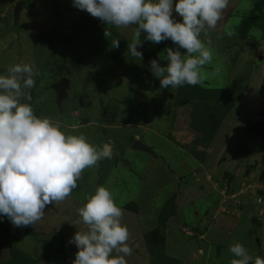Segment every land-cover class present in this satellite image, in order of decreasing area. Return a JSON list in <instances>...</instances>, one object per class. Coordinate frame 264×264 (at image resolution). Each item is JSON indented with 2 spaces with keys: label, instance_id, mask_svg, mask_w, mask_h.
<instances>
[{
  "label": "rangeland",
  "instance_id": "374dc122",
  "mask_svg": "<svg viewBox=\"0 0 264 264\" xmlns=\"http://www.w3.org/2000/svg\"><path fill=\"white\" fill-rule=\"evenodd\" d=\"M18 5L23 12L16 21ZM135 27L108 26L73 0H0V74L30 64L36 83L25 91L34 114L67 125L66 134L113 148L111 159L83 170L70 196L46 206L36 226L22 227L36 236L19 238L17 247L29 255L28 264H73L78 248L69 241L87 228L78 209L105 186L129 231L127 264H153L147 237L164 244V264H231L234 242L253 261L264 258V0H229L209 31L208 78L194 87L161 88L150 61L166 66L162 55L176 45L170 39L153 44L142 31L143 58L132 57ZM115 38L118 48L111 45ZM63 78L71 85L59 108L53 86ZM219 97L229 106L220 120L214 114L212 133L205 128L209 115L198 107ZM137 139L155 156L133 150ZM165 213L171 214L162 223ZM4 228L20 227L0 215V264H20Z\"/></svg>",
  "mask_w": 264,
  "mask_h": 264
},
{
  "label": "clouds",
  "instance_id": "9594fccd",
  "mask_svg": "<svg viewBox=\"0 0 264 264\" xmlns=\"http://www.w3.org/2000/svg\"><path fill=\"white\" fill-rule=\"evenodd\" d=\"M228 4L229 0H73L74 7L108 26L135 25L128 45L132 57L143 58L138 50L142 31L153 44L170 39L176 48L165 49L162 59L167 65L157 59L150 64L161 88L172 89L203 85L208 78L204 67L212 64L214 51L209 31L216 28ZM110 35L107 29L105 36ZM119 44L118 39L111 41L114 48ZM211 75H219V69ZM35 83L28 63H16L0 74V215L14 227L36 226L46 206L64 201L78 188L83 170L113 156L111 143L93 145L82 134H66L68 126L60 121L35 115L31 94L25 91ZM85 200L78 215L87 228L78 229L69 241L78 248L73 264H127L125 257L133 251L127 243L129 231L121 223L123 212L112 193L98 186ZM229 251L236 257L231 264H264L259 256L253 261L239 242Z\"/></svg>",
  "mask_w": 264,
  "mask_h": 264
},
{
  "label": "trees",
  "instance_id": "16d2710c",
  "mask_svg": "<svg viewBox=\"0 0 264 264\" xmlns=\"http://www.w3.org/2000/svg\"><path fill=\"white\" fill-rule=\"evenodd\" d=\"M115 40H116V38H115ZM188 86L191 87L190 85H188ZM197 91L200 92L199 89H197ZM195 95H196V92H195ZM199 95H201V94H199ZM181 99H185V98L181 97ZM211 102H213V101H211ZM191 103H193V101H191ZM193 105H196L195 102L193 103ZM228 106H229L228 102L227 101L224 102L220 97L217 98L211 105H206V106H201L200 105L198 107L200 112L204 113V111H206V113L210 117V118L207 119L208 122H209V125H205V128L207 127V129L211 130L212 133H213V131L216 129V126L218 124V120L214 122V119H213L214 114L218 115V118H219V116H222L224 111H226ZM202 116L203 115H200L199 119H201ZM219 120H220V118H219ZM207 132H208L207 130H206V132H204L205 143L209 142V140H207V138L210 135H212V133L210 134V133H207ZM170 214L171 213H165L164 215L161 216L160 219H161L162 223L165 222L167 220V218L170 217ZM3 233L8 239H13L12 240L13 243L11 244L12 252L15 253V254H17V253L20 254L19 256L17 255V257H14L15 259L17 258L18 263H20V264L21 263H24V264L30 263L31 259L27 258V256L29 257V255L25 254L24 252H22L17 247V245H16L17 242L16 241H18V239L21 238V237H27V236L28 237H35L36 235L33 234L31 231L26 230V229H24L22 227H20L19 229L18 228H15V229L4 228V232ZM146 243H147V246L149 248V253H150L151 257L153 258V264H164L165 263L164 262V258H166V255H159V254L163 253V250H164L163 249L164 244L162 243V241H152V239L150 237H147ZM160 256H162V257H160ZM157 258H161V262L156 260ZM33 262L34 261H32L31 264H33ZM12 263H14V262H12Z\"/></svg>",
  "mask_w": 264,
  "mask_h": 264
},
{
  "label": "water",
  "instance_id": "95a60500",
  "mask_svg": "<svg viewBox=\"0 0 264 264\" xmlns=\"http://www.w3.org/2000/svg\"><path fill=\"white\" fill-rule=\"evenodd\" d=\"M23 7L20 5L16 6L15 8V19L16 21L19 19V16L21 14ZM262 59V58H261ZM123 75H126V72H123ZM71 80L68 78H63L60 81H58L54 86L53 90L56 93V104L59 108L62 107L63 101H64V95L65 92L70 88ZM133 150L146 152L151 155L155 156V152L152 148L145 145L141 140H135L132 146Z\"/></svg>",
  "mask_w": 264,
  "mask_h": 264
},
{
  "label": "crops",
  "instance_id": "0c3cea01",
  "mask_svg": "<svg viewBox=\"0 0 264 264\" xmlns=\"http://www.w3.org/2000/svg\"><path fill=\"white\" fill-rule=\"evenodd\" d=\"M22 12H23V10H22Z\"/></svg>",
  "mask_w": 264,
  "mask_h": 264
}]
</instances>
